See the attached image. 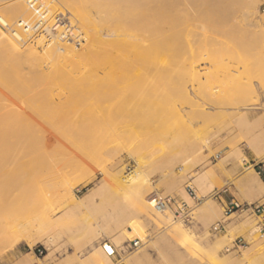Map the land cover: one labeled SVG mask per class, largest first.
<instances>
[{
  "label": "rangeland",
  "instance_id": "1",
  "mask_svg": "<svg viewBox=\"0 0 264 264\" xmlns=\"http://www.w3.org/2000/svg\"><path fill=\"white\" fill-rule=\"evenodd\" d=\"M79 1L74 4L87 5ZM10 2L0 1L5 6V15L0 13L1 16L10 23L25 17L8 11ZM161 2L158 13L155 10L149 16L148 12L146 28L134 29L136 36L131 38L134 45L142 44L146 37L157 41L147 52L148 61L118 72L138 71L144 76L135 77L138 80L132 82V87L131 83L127 85L129 89L126 86L121 101L118 99L122 93L113 95L111 104L105 103L102 110L110 111L108 117L115 133L111 144L112 173L116 175L122 168L126 172L140 168L147 180V193L142 189L144 196L138 199L131 190L121 191V182L114 176L107 180L98 166L92 171L78 169L68 173L65 178L73 180L72 193L56 199L46 210L38 231L30 227L29 242L14 241L20 232H0V264H21L24 259L33 264H188L190 257L211 249V236L221 235L213 226L227 218L217 203L219 194L213 193L220 191L223 184L209 183L208 171L228 164L246 167L249 157L264 165V0ZM50 7L47 6L50 17L60 11L52 7L56 10L53 13ZM257 10L262 14L260 19L253 14ZM63 13L70 17L67 10L63 9ZM71 22L74 31L78 30ZM59 29L63 28L58 27L54 33L59 34ZM80 31L77 33L82 36ZM122 32H116L112 41ZM35 34L25 37L26 44L43 52L48 37ZM66 34L69 39L75 38L73 30ZM36 37L44 41L39 44ZM83 39L73 45L81 48L86 44ZM212 48L216 50L208 53ZM99 69L90 67L88 71L95 76ZM186 157L188 164L183 165L181 160ZM226 175L233 182L238 174ZM247 185L261 187L252 177ZM187 186L198 200L189 196ZM184 192L190 202L184 199ZM165 197L174 203L158 206L156 200ZM206 199L211 200L210 205L204 204ZM180 202L187 204L183 211L177 210ZM15 207L18 217L26 211L31 216L35 210L22 202ZM248 213L242 212L241 217L253 244L260 240L264 221L255 216L249 218ZM58 217L57 221L46 220ZM234 217L235 213L229 218ZM176 223L182 228L178 229L177 224L174 232L172 225ZM236 235L233 230L228 231L223 245L231 249ZM132 240L138 243L134 245ZM45 241L50 244L49 250ZM68 254L67 262H62ZM92 256L96 258L91 260ZM75 257L77 261L73 262Z\"/></svg>",
  "mask_w": 264,
  "mask_h": 264
},
{
  "label": "bare ground",
  "instance_id": "2",
  "mask_svg": "<svg viewBox=\"0 0 264 264\" xmlns=\"http://www.w3.org/2000/svg\"><path fill=\"white\" fill-rule=\"evenodd\" d=\"M10 1L8 11L14 16L17 13L23 14L25 17L21 19L29 25L35 21L31 0ZM36 1L46 7L45 18L48 17L49 20L35 34L48 37L46 40L49 43L45 44L43 52L26 44L25 37L33 36L32 32L9 37L8 32L6 34L0 29V232H20L22 235H15L14 241L21 239L27 242L30 227L38 231L42 227L46 210L56 199L61 200L72 193L70 184L73 180L65 177L75 170L92 171L98 166L107 180L114 176L115 180L121 182V191L131 190L138 199L144 196L142 189L147 193L144 188L147 180L140 168H134L130 172L123 171L122 168L116 175L112 173L111 144L115 142V133L108 117L111 115L110 111H107L110 113L108 115L102 110L104 104L111 101V97L115 98L113 95L122 93L118 99L121 101L123 90L127 87L129 89L130 83L132 87L135 80L137 82L135 77L144 76V72L138 71L123 74L118 72L148 61L147 52L157 41L146 37L142 44L134 45L131 38L136 36L134 29L146 28V16H151L155 10L158 13L162 3V0H75L76 3L79 1L87 4L80 7L73 0ZM150 3L153 6L147 7ZM47 6L58 7L60 11L56 13L64 14L65 9L70 14L68 18L72 20L68 28L60 27L63 29H59L61 33L58 30L59 34L54 33L59 26H54V16L50 17L52 13H49L51 11ZM4 7L0 5L2 15H5ZM148 8L153 11H148ZM52 10L53 13L56 11ZM253 14L258 19L262 17L258 10ZM5 20L9 22L7 17ZM71 21L75 22L76 29L82 31V36L77 33L79 29L74 31L75 26ZM163 27L166 28V25ZM70 30L74 32V39H69L66 34ZM119 30L123 31L122 35L112 41V36ZM37 37L41 44L44 39ZM81 38L86 40V44L76 48L73 43L79 42ZM68 40L71 42H67ZM116 44H120L118 48H115ZM214 50L216 49L212 48L208 53ZM90 67H100L102 71L99 69V74L92 76L89 73ZM23 69L28 71L22 72ZM188 161V157L181 160L183 165L188 164ZM62 178H65L63 184ZM246 179L248 182L249 177ZM257 182L264 187L261 180ZM129 195L131 197V192ZM183 196L189 201L187 193L184 192ZM210 201L206 199L204 204L208 205ZM18 202L32 205L35 208L32 215L28 216L29 212L26 211L20 217L16 216L15 205ZM230 216L231 214L226 218ZM58 219L59 217L46 220L53 222ZM176 225L181 230L179 223L172 225L175 229L172 226L169 228L176 232ZM182 231L185 232L183 229ZM177 233L179 235L180 232ZM45 244L49 250V242L45 241ZM69 257L68 254L62 262L66 263ZM95 258L96 256H92L91 260ZM72 261L76 262L77 257ZM21 264L33 262L24 259Z\"/></svg>",
  "mask_w": 264,
  "mask_h": 264
},
{
  "label": "crops",
  "instance_id": "3",
  "mask_svg": "<svg viewBox=\"0 0 264 264\" xmlns=\"http://www.w3.org/2000/svg\"><path fill=\"white\" fill-rule=\"evenodd\" d=\"M245 168L243 171L242 169ZM210 182L213 186L223 184L220 190L217 203L224 209L232 202L242 205L249 204L250 207L244 211H233L234 218H227L222 224L220 236H211L208 240L211 249L205 250L201 255L196 254L189 258L188 264H264V226H262V234L260 240L251 243L246 233L247 225L244 224V218L241 217L242 212L250 211L247 216L259 218L264 221V187L255 186L249 188L246 177L261 180L264 184V165L256 163L254 158L249 157V164L246 167H237L228 164L225 167H216L208 171ZM226 174H238L233 182H230ZM206 184L205 187H207ZM261 206L262 214L258 215L254 212L253 207ZM228 214L226 217H228ZM237 233L233 240V246L228 249L223 245V237L228 231ZM193 260V261H192Z\"/></svg>",
  "mask_w": 264,
  "mask_h": 264
},
{
  "label": "built area",
  "instance_id": "4",
  "mask_svg": "<svg viewBox=\"0 0 264 264\" xmlns=\"http://www.w3.org/2000/svg\"><path fill=\"white\" fill-rule=\"evenodd\" d=\"M31 5V10L34 12L35 16V21L29 25V23L25 22L21 18H17L13 22L9 23L6 21L3 17L0 16V28L11 34L12 36L16 37V35L22 36L23 34H26L28 32H32L33 34L38 33L40 29L43 27V23H46L48 20V17L45 18L47 10L46 7H43L40 5L36 0H31L30 1ZM54 21V26H59V27H67L70 24L69 18L67 14H62V13H56L53 18ZM67 38V37H66ZM188 189V194L192 199L198 200L197 196L195 195L193 189L190 186H187ZM220 191L214 192L213 196H217ZM156 200V199H155ZM158 203V206H166L171 204V202L174 203V200L169 197H165L163 199H157L156 200ZM250 207L249 204L242 205L237 202H232L227 208L223 209V214L227 216L233 211H244L247 210ZM187 208V204L185 202H180V207H177L178 211H183L184 209ZM254 212L258 215L262 214V209L261 206H255L253 207ZM224 221H219L216 223L215 226H213V230L215 231H220L223 227L222 224ZM133 244L136 245L138 243L137 240H132Z\"/></svg>",
  "mask_w": 264,
  "mask_h": 264
}]
</instances>
